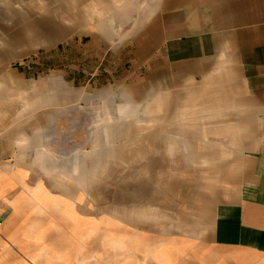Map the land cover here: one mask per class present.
I'll return each mask as SVG.
<instances>
[{
    "label": "rangeland",
    "instance_id": "1",
    "mask_svg": "<svg viewBox=\"0 0 264 264\" xmlns=\"http://www.w3.org/2000/svg\"><path fill=\"white\" fill-rule=\"evenodd\" d=\"M156 1L0 0V136L14 137L45 106L64 113L67 129L51 137L52 159L46 151L36 158L43 170L54 162V177L63 179L56 188L68 194V183L100 192L103 206L133 195L135 206L154 203L169 209V217L177 215L175 206L183 218L191 207L200 231L222 202L238 198L244 177L257 173L245 159L256 140L249 120L255 110L244 106L236 80L209 78L145 94L115 83ZM116 95L123 104H110ZM7 169L0 197L24 176ZM94 178H101L100 187L87 184ZM33 195L40 201L49 192L41 184ZM0 243L1 258L14 264Z\"/></svg>",
    "mask_w": 264,
    "mask_h": 264
},
{
    "label": "crops",
    "instance_id": "2",
    "mask_svg": "<svg viewBox=\"0 0 264 264\" xmlns=\"http://www.w3.org/2000/svg\"><path fill=\"white\" fill-rule=\"evenodd\" d=\"M155 9L133 37L115 83L145 94L209 78L236 80L244 106L255 110L249 120L256 140L245 159L257 173L244 177L238 198L222 202L200 231L191 207L185 220L176 206L170 217L154 203L135 206L133 195L125 204L113 199L103 206L100 192L74 190L67 182L70 193L56 188L63 179L54 177L52 160L46 170L36 163L40 152L53 155L51 137L68 125L64 113L45 106L46 113L27 116L14 137L0 136V174L9 175L12 165L24 175L0 197V241L12 263L264 264V0H157ZM121 100L116 95L110 104ZM41 184L49 195L39 201L33 194ZM87 184L100 187L102 181ZM2 251L0 245V264H6Z\"/></svg>",
    "mask_w": 264,
    "mask_h": 264
},
{
    "label": "bare ground",
    "instance_id": "3",
    "mask_svg": "<svg viewBox=\"0 0 264 264\" xmlns=\"http://www.w3.org/2000/svg\"><path fill=\"white\" fill-rule=\"evenodd\" d=\"M111 26V25H110ZM185 118V117H184ZM184 131V130H183ZM183 139V138H182ZM176 142V141H175Z\"/></svg>",
    "mask_w": 264,
    "mask_h": 264
}]
</instances>
